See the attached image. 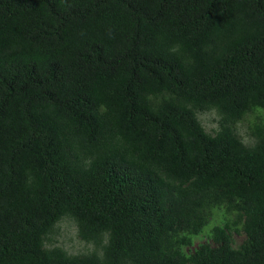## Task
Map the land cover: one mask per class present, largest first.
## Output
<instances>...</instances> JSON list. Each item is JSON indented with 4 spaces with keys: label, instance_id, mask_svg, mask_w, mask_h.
I'll return each mask as SVG.
<instances>
[{
    "label": "trees",
    "instance_id": "16d2710c",
    "mask_svg": "<svg viewBox=\"0 0 264 264\" xmlns=\"http://www.w3.org/2000/svg\"><path fill=\"white\" fill-rule=\"evenodd\" d=\"M0 264H264V0H0Z\"/></svg>",
    "mask_w": 264,
    "mask_h": 264
},
{
    "label": "rangeland",
    "instance_id": "374dc122",
    "mask_svg": "<svg viewBox=\"0 0 264 264\" xmlns=\"http://www.w3.org/2000/svg\"><path fill=\"white\" fill-rule=\"evenodd\" d=\"M211 117L205 116V124L208 126H213L211 124L210 121ZM240 133L243 136V138H246L245 132H246V124H242L239 127ZM74 230L71 228H65L63 227L61 229V234L59 236H57L58 238V244H61L63 241L65 243V247L69 250V251H75L78 252L79 250L83 249L84 244L82 242H79L76 239V236L74 235ZM241 237H237V241H240ZM72 249V250H71Z\"/></svg>",
    "mask_w": 264,
    "mask_h": 264
}]
</instances>
